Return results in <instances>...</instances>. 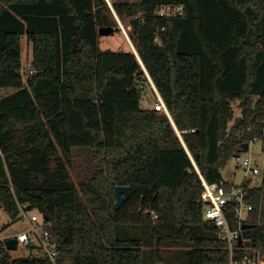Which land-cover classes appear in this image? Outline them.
<instances>
[{
    "label": "trees",
    "instance_id": "obj_1",
    "mask_svg": "<svg viewBox=\"0 0 264 264\" xmlns=\"http://www.w3.org/2000/svg\"><path fill=\"white\" fill-rule=\"evenodd\" d=\"M164 4L184 13L160 15ZM112 5L138 54L101 49L99 27L120 29L107 0H0V206L14 220L42 213L59 264H220L228 243L205 218L202 177L231 183L221 170L243 142L264 144V0ZM145 68L171 117L141 107ZM77 151L94 168L75 182ZM242 183L264 252V180ZM117 185L131 186L120 209ZM225 213L236 227L234 199ZM30 247L12 258L0 240V263L54 264Z\"/></svg>",
    "mask_w": 264,
    "mask_h": 264
},
{
    "label": "built area",
    "instance_id": "obj_2",
    "mask_svg": "<svg viewBox=\"0 0 264 264\" xmlns=\"http://www.w3.org/2000/svg\"><path fill=\"white\" fill-rule=\"evenodd\" d=\"M107 2L112 8V1L107 0ZM184 9L185 7L183 4H164L159 6L157 11L160 15H177L183 14ZM163 105L164 103L161 101V103L159 102L157 104V108H163ZM242 167L245 168L246 174L258 175L263 172L264 180V168L261 169L259 163L253 161L251 155L244 158ZM247 179L249 178L245 177L244 180ZM202 183L204 189L201 194V202L203 204L205 218L214 222L219 229V237L228 243L229 258L222 261L220 264H261L264 252L262 243L258 240V233L255 242L252 237H244L242 244L239 245L238 243L242 236L243 223L246 222L249 212L253 208V205L245 199L246 192L242 185L243 183L236 185L234 183L208 182L204 177H202ZM230 199H234L236 202L238 219V225L236 227L231 226L225 213L226 205ZM28 212H32V214L28 215ZM23 214L28 216L32 228L30 231H23L18 234V245L20 243L23 244L27 248L29 254L32 250L30 246L35 245L39 247V249L45 251L54 264H59L57 262L58 237L54 233L52 225L46 223V217L38 210H23L22 216ZM248 242H253L252 253H244L240 256H236V246H243L241 247L243 250H248L249 247L246 245Z\"/></svg>",
    "mask_w": 264,
    "mask_h": 264
},
{
    "label": "rangeland",
    "instance_id": "obj_3",
    "mask_svg": "<svg viewBox=\"0 0 264 264\" xmlns=\"http://www.w3.org/2000/svg\"><path fill=\"white\" fill-rule=\"evenodd\" d=\"M121 23L122 25L119 23L120 29L117 30L116 28L114 33L110 35H100L101 49L121 50L126 47L133 48L132 40L130 42L128 36L126 35V33L129 35V27L122 21ZM22 57L24 61L23 73L26 74L29 71V65L33 57V44L28 40L27 36L23 37ZM159 102L161 103V100L152 83L146 84L142 93L141 107L151 109L157 107ZM239 103V100L233 102L235 113L233 119L230 122L231 124L234 123L236 117L242 114V109ZM248 155H251L254 162L259 163L261 169L264 168V144L262 139H255L250 143L249 149L247 151L241 152L239 156L231 157V159L221 170L223 179L236 185H240L246 177L251 180L252 185H262L263 172L258 175L246 174L245 168L242 167L243 160ZM93 168L94 163L92 162L91 156L81 151L76 152L73 164L68 167L71 174V179L75 182L90 174L93 171ZM31 214L32 212H28V215ZM0 226V240L3 242L11 237H17L18 234L23 231H30L32 228L28 216L23 214L21 218L14 220L1 206ZM8 251L12 258L29 255L27 248L21 243L16 249H8Z\"/></svg>",
    "mask_w": 264,
    "mask_h": 264
},
{
    "label": "water",
    "instance_id": "obj_4",
    "mask_svg": "<svg viewBox=\"0 0 264 264\" xmlns=\"http://www.w3.org/2000/svg\"><path fill=\"white\" fill-rule=\"evenodd\" d=\"M112 9H113V11H114V13L118 19V22L120 23V25H122L121 20L118 17L116 11L114 10L113 7H112ZM115 31H116V28L113 25H105V26L99 27V34L100 35H110V34L114 33ZM126 35L128 36V39L131 42L130 36L127 33H126ZM132 46H133L134 51L138 54L133 42H132ZM145 70L147 72L149 80L151 81L156 92L158 93L160 100L164 103V109L166 110V112L171 117L169 110H168L167 106L165 105V102L163 101L159 91L157 90L150 74L148 73L146 68H145ZM242 149H243V151H247L249 149V142H243ZM130 192H131V186L130 185H117L115 187V195H116L115 207H116V209H120L122 207L124 202L129 197ZM257 233H258V228L255 224L249 223V222L243 223L242 236L240 237V239L238 241L239 245L242 244L244 237H252L253 241L255 242L256 237H257ZM5 244H6L7 249H9V250L16 249L18 247V238L17 237H11L5 241Z\"/></svg>",
    "mask_w": 264,
    "mask_h": 264
},
{
    "label": "bare ground",
    "instance_id": "obj_5",
    "mask_svg": "<svg viewBox=\"0 0 264 264\" xmlns=\"http://www.w3.org/2000/svg\"><path fill=\"white\" fill-rule=\"evenodd\" d=\"M163 107H164V105H163Z\"/></svg>",
    "mask_w": 264,
    "mask_h": 264
}]
</instances>
